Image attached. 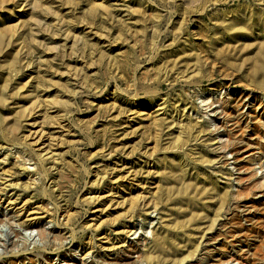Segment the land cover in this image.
Listing matches in <instances>:
<instances>
[{
	"label": "rangeland",
	"instance_id": "374dc122",
	"mask_svg": "<svg viewBox=\"0 0 264 264\" xmlns=\"http://www.w3.org/2000/svg\"><path fill=\"white\" fill-rule=\"evenodd\" d=\"M6 180L0 264H264V0H0Z\"/></svg>",
	"mask_w": 264,
	"mask_h": 264
},
{
	"label": "bare ground",
	"instance_id": "6f19581e",
	"mask_svg": "<svg viewBox=\"0 0 264 264\" xmlns=\"http://www.w3.org/2000/svg\"><path fill=\"white\" fill-rule=\"evenodd\" d=\"M236 105L234 107V112L236 113L237 115V112L238 110H243V109H246L249 105H250V99L248 98H244V99H240L238 101L235 102ZM229 109L230 107L227 108V106H225V108L223 110H221V115L222 116H228L230 115L229 114ZM53 112V111H52ZM244 112V110H243ZM242 113L240 112V114L238 113V116L241 115ZM243 115V114H242ZM219 116V115H218ZM240 117V116H239ZM223 117L220 118V125L221 127H224V118L222 120ZM242 118V117H241ZM222 120V121H221ZM225 129V127H224ZM35 132V131H34ZM33 132V134H34ZM31 137H33V147L35 149L36 152L39 153L40 157L41 158H44V159H49L52 157V154L50 151H48V149H46L48 147V143H49V139L47 136H45L43 133H35L34 136L32 135ZM30 139V140H31ZM31 143V142H30ZM51 143V142H50ZM33 149V150H34ZM230 149V152L231 154H234V155H237L238 154V150L235 148V147H232V148H229ZM37 153V154H38ZM28 170V169H27ZM28 177V176H27ZM117 181V179H116ZM17 185V184H16ZM16 189V188H15ZM13 191V186L9 183V180H6L4 181L3 183H1V187H0V206L2 204H4L6 207H10V208H14L15 211L17 210L18 212H20V215L22 217H24V220L23 222L25 223V227H29V226H32L34 224V222L41 218L40 215H42V213H40L38 211V209L36 208H32V207H29L28 204L26 202H21V201H18V198L16 197L15 193L12 192ZM106 197V196H105ZM142 197V196H141ZM140 197V199H141ZM102 198H104V196H99V195H94V196H91L89 199H90V204L91 203H94L95 201H100L102 200ZM144 197H142L143 199ZM25 201V200H24ZM27 201V200H26ZM105 201V200H104ZM142 201V200H141ZM102 202V201H101ZM140 202V201H139ZM142 204V203H141ZM145 206V205H144ZM143 207V206H142ZM148 207V206H147ZM144 208V207H143ZM45 212V210H43ZM94 212V211H93ZM93 217V216H92ZM88 222V221H87ZM23 223V224H24ZM91 226V225H90ZM242 230V229H241ZM130 227H125L121 232H119L120 234H126V235H129L130 232ZM118 233V232H116ZM125 235V236H126ZM99 241L102 242L101 244H108L109 242V239L106 235H102L100 236L99 238ZM9 242V241H8ZM8 242L6 243V238H4V236H2L0 234V246H2L3 250H1L0 252V259H2L1 257V254H4V252H7L6 251V246L8 244ZM124 243V242H123ZM51 246L50 249L55 251V246H54V243L51 242V244H49ZM124 246V245H123ZM122 246V247H123ZM128 246V245H127ZM57 247V246H56ZM16 248V247H15ZM102 248V247H101ZM127 248V247H126ZM108 248H105L103 247L102 250H106ZM130 249V248H128ZM15 250V249H14ZM110 250V249H109ZM108 250V251H109ZM14 255H16L17 252L13 251L12 252ZM53 254V253H52ZM21 256V255H20ZM17 257V261H19L21 264H25V261H27V264H34V263H39V264H42L44 262H46V258L45 256L41 253V250L39 249H36L33 253H31L30 255H23L20 257L18 256H15ZM231 258V257H230ZM233 259V258H232ZM219 260H222V259H219ZM234 260V259H233ZM232 261V260H230ZM127 262V258L123 257V258H120L117 263L118 264H128L126 263Z\"/></svg>",
	"mask_w": 264,
	"mask_h": 264
}]
</instances>
